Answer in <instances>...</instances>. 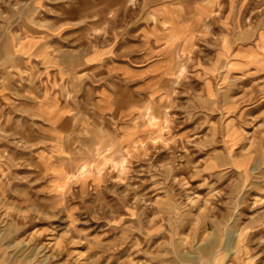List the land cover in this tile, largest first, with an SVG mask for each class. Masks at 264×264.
Wrapping results in <instances>:
<instances>
[{
	"label": "rangeland",
	"instance_id": "374dc122",
	"mask_svg": "<svg viewBox=\"0 0 264 264\" xmlns=\"http://www.w3.org/2000/svg\"><path fill=\"white\" fill-rule=\"evenodd\" d=\"M0 264H264V0H0Z\"/></svg>",
	"mask_w": 264,
	"mask_h": 264
},
{
	"label": "crops",
	"instance_id": "0c3cea01",
	"mask_svg": "<svg viewBox=\"0 0 264 264\" xmlns=\"http://www.w3.org/2000/svg\"><path fill=\"white\" fill-rule=\"evenodd\" d=\"M159 15L161 20H167L168 24L143 30L141 40L133 42L123 52L126 55L132 56V58H137L139 61H149L142 66L135 67L119 62H112L108 65L110 70H114L116 73L124 76L145 75L144 80L147 81L168 78L167 75L174 69L173 64L175 63L174 57L177 48L180 47L183 40L190 39L192 30L188 28L183 37H173L174 31L170 29L174 28L178 22V17L180 16L179 10L174 8H161ZM109 43V46L105 49L107 51L100 53V58H104L109 52H113V48H115L114 44H111L112 42ZM30 47H32L31 44ZM46 55L45 53L43 56L44 59H47ZM98 57L99 55L92 53L90 56L84 57L83 61L84 63L97 64L98 61L96 62L94 60H98Z\"/></svg>",
	"mask_w": 264,
	"mask_h": 264
}]
</instances>
